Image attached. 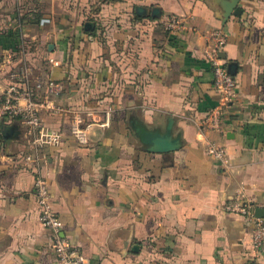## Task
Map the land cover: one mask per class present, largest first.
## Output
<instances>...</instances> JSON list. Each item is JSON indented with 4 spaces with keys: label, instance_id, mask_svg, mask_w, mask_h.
<instances>
[{
    "label": "crops",
    "instance_id": "obj_1",
    "mask_svg": "<svg viewBox=\"0 0 264 264\" xmlns=\"http://www.w3.org/2000/svg\"><path fill=\"white\" fill-rule=\"evenodd\" d=\"M168 15L183 17L182 30L162 26ZM216 30L238 99L220 130H206L202 119L221 102L204 59ZM23 60L59 85V104L103 121L111 111L86 145L66 118L46 115L63 141L36 168L90 264H264L253 225L225 211L238 195L264 209V0H0V101ZM30 137L20 120L0 118V264H58L39 219L37 170L23 159Z\"/></svg>",
    "mask_w": 264,
    "mask_h": 264
},
{
    "label": "built area",
    "instance_id": "obj_2",
    "mask_svg": "<svg viewBox=\"0 0 264 264\" xmlns=\"http://www.w3.org/2000/svg\"><path fill=\"white\" fill-rule=\"evenodd\" d=\"M48 21L49 19H45L44 22ZM161 24L169 31H180L185 25L183 17L178 15L166 16ZM227 41L226 34L222 30H216L210 35V44L204 52V59L210 63L214 73V86L221 97L220 105L210 110L201 121L206 130H220L229 107L238 99L237 80L221 57ZM45 60L52 67L61 65V60L55 56H48ZM35 69L29 60H23L21 64L10 69V84L0 101V118L18 119L28 128L31 153L23 159L36 169L45 160L46 149L50 146H60L63 141V132L49 127L45 120L46 115L66 118L72 136L79 144L86 145L89 143V128L94 125H108L111 111H107L106 121H103L94 109L59 104L56 100L59 85L42 76H36ZM207 152L216 159L227 160L228 154L224 147L210 144ZM35 196L40 211L39 219L42 225L53 233V247L58 264H90L71 239L64 235V224L55 210L49 182L38 170L35 176ZM256 209L255 204L241 195L225 205L227 213L240 215L253 225V247L258 252H264V217L257 216Z\"/></svg>",
    "mask_w": 264,
    "mask_h": 264
},
{
    "label": "water",
    "instance_id": "obj_3",
    "mask_svg": "<svg viewBox=\"0 0 264 264\" xmlns=\"http://www.w3.org/2000/svg\"><path fill=\"white\" fill-rule=\"evenodd\" d=\"M137 12H138L140 15H145V14H146V9H145V8H142V7H139L138 10H137ZM151 15H152L153 17H159V18H160L161 15H162V13H161V10H160L159 8L156 7V8L153 9ZM225 17L228 18V17H229V13H227V14L225 15ZM94 26H95V23H94V22H87V23H86V29H88V30H92V29H94ZM229 71H230L232 74H234L230 67H229ZM256 214H257V216L263 217V216H264V209H261V208L256 209Z\"/></svg>",
    "mask_w": 264,
    "mask_h": 264
}]
</instances>
